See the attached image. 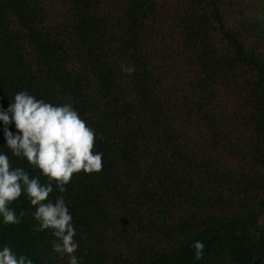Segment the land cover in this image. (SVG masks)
Segmentation results:
<instances>
[{"label":"trees","instance_id":"trees-1","mask_svg":"<svg viewBox=\"0 0 264 264\" xmlns=\"http://www.w3.org/2000/svg\"><path fill=\"white\" fill-rule=\"evenodd\" d=\"M122 65L136 71L128 75ZM21 90L72 104L96 133L94 152L117 139L142 143L144 168L81 171L65 193L50 194L65 197L83 264H264V225L246 203L232 210L237 201L216 192L233 187L264 211L256 193L263 183L226 174L218 154L232 148L223 94L235 90L264 158V36L244 0H0V105L7 109ZM2 129L0 122V147ZM11 207L27 215L19 225L0 224V243L34 264H67L52 252L50 232L34 230L35 209L23 193ZM174 221L186 235L177 247L119 257L122 242ZM196 241L204 243L199 260Z\"/></svg>","mask_w":264,"mask_h":264},{"label":"clouds","instance_id":"clouds-1","mask_svg":"<svg viewBox=\"0 0 264 264\" xmlns=\"http://www.w3.org/2000/svg\"><path fill=\"white\" fill-rule=\"evenodd\" d=\"M121 71L132 75L134 66H121ZM0 122L6 141L0 147V224L19 225L26 211L17 215L11 207L22 193L35 209L31 217L36 221V232H50L52 252L67 264H83L77 255L79 240L73 216L64 195L50 197L54 191L65 193L73 174L102 170L103 153L93 151L96 133L70 103L54 104L37 99L27 90L14 93L9 106L0 105ZM14 125L15 133L10 130ZM4 149H7L5 151ZM25 160L38 175H31L18 161ZM41 176L45 181H41ZM194 258L201 259L202 241H196ZM0 264H34L24 252L14 251L9 243H0Z\"/></svg>","mask_w":264,"mask_h":264},{"label":"rangeland","instance_id":"rangeland-1","mask_svg":"<svg viewBox=\"0 0 264 264\" xmlns=\"http://www.w3.org/2000/svg\"><path fill=\"white\" fill-rule=\"evenodd\" d=\"M248 20L257 23L264 36V0H244ZM228 106L226 133L228 141H231V150L220 149L219 162L226 174L238 176L241 172L247 176L257 178L263 186L256 190L259 195H264V158L257 157L252 146L253 139L256 141V133L248 124L246 117V105L243 97L235 90H227L224 94ZM102 169L108 175H119L127 170H138L146 166V156L141 141L135 137H128L107 142L102 147ZM256 161V162H254ZM258 162V163H257ZM229 189L233 190V187ZM224 186L216 190L217 194L225 195L228 202L237 201L235 205L246 203L248 209L257 216L258 225H264V211L255 205V201H244L235 196L234 191H229ZM230 194H233V199ZM239 209V208H238ZM230 210V209H229ZM242 210V209H241ZM240 211V210H237ZM186 235L178 221L171 222L164 228L147 234L140 240L132 243L122 242L117 246V252L121 259L137 258L145 256L153 251L171 250L177 247ZM213 264H229L225 260H213Z\"/></svg>","mask_w":264,"mask_h":264}]
</instances>
